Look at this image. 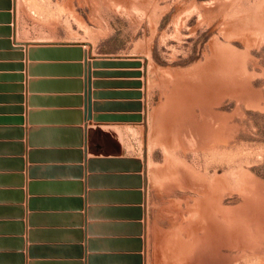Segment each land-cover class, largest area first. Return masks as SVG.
I'll list each match as a JSON object with an SVG mask.
<instances>
[{"label":"rangeland","instance_id":"374dc122","mask_svg":"<svg viewBox=\"0 0 264 264\" xmlns=\"http://www.w3.org/2000/svg\"><path fill=\"white\" fill-rule=\"evenodd\" d=\"M0 113L135 186L121 258L264 264V0H0Z\"/></svg>","mask_w":264,"mask_h":264},{"label":"crops","instance_id":"0c3cea01","mask_svg":"<svg viewBox=\"0 0 264 264\" xmlns=\"http://www.w3.org/2000/svg\"><path fill=\"white\" fill-rule=\"evenodd\" d=\"M49 103L66 109V102ZM5 116L0 113V264H134L121 257L137 254L135 186L116 167L79 164L82 154L56 149L47 138L35 141L30 155L23 131ZM86 120L82 113L61 114L37 124L82 123L90 130Z\"/></svg>","mask_w":264,"mask_h":264},{"label":"bare ground","instance_id":"6f19581e","mask_svg":"<svg viewBox=\"0 0 264 264\" xmlns=\"http://www.w3.org/2000/svg\"><path fill=\"white\" fill-rule=\"evenodd\" d=\"M212 228V227H211ZM208 229V228H207Z\"/></svg>","mask_w":264,"mask_h":264}]
</instances>
